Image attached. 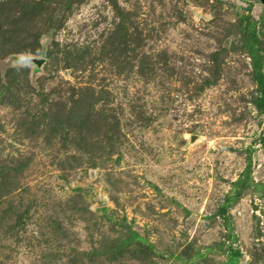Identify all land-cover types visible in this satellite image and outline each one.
Returning a JSON list of instances; mask_svg holds the SVG:
<instances>
[{
    "label": "rangeland",
    "instance_id": "1",
    "mask_svg": "<svg viewBox=\"0 0 264 264\" xmlns=\"http://www.w3.org/2000/svg\"><path fill=\"white\" fill-rule=\"evenodd\" d=\"M0 264H264V0H0Z\"/></svg>",
    "mask_w": 264,
    "mask_h": 264
},
{
    "label": "clouds",
    "instance_id": "2",
    "mask_svg": "<svg viewBox=\"0 0 264 264\" xmlns=\"http://www.w3.org/2000/svg\"><path fill=\"white\" fill-rule=\"evenodd\" d=\"M33 57L31 55H21L14 62L13 67L20 71L25 67H30L32 64Z\"/></svg>",
    "mask_w": 264,
    "mask_h": 264
},
{
    "label": "water",
    "instance_id": "3",
    "mask_svg": "<svg viewBox=\"0 0 264 264\" xmlns=\"http://www.w3.org/2000/svg\"><path fill=\"white\" fill-rule=\"evenodd\" d=\"M32 57L33 60L31 65L34 67V70H40L45 62V58L40 56H32Z\"/></svg>",
    "mask_w": 264,
    "mask_h": 264
}]
</instances>
